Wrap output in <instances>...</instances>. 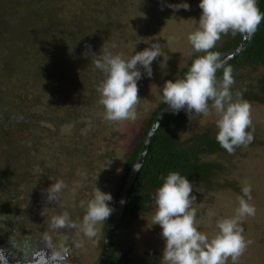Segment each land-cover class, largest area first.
Here are the masks:
<instances>
[{"label":"rangeland","instance_id":"1","mask_svg":"<svg viewBox=\"0 0 264 264\" xmlns=\"http://www.w3.org/2000/svg\"><path fill=\"white\" fill-rule=\"evenodd\" d=\"M181 2L183 0H13L4 29L0 28V67L7 62L15 67L9 65L14 73L12 80H7L0 71V110L4 111L0 117V172L4 171V179L0 180V248L17 247L19 251L13 250L16 260L24 263L36 257L35 251L25 255L27 237L32 240L40 237L41 240L43 233L49 232L57 242L67 235L71 253L78 255L80 261L86 264L98 262L101 236L89 238L79 229H51L50 218L66 213L71 220L81 224L96 186L115 195L116 183L122 180L121 172L130 151L144 141L148 120L160 108L164 82L173 78L192 56L203 54L196 53L187 39L198 27L202 11L199 0H186L190 10L173 11L167 6ZM98 10L106 24L97 23L96 29H90L97 36L94 42L99 46L88 53L82 47L79 51L69 47L57 49L54 41L62 32L87 19L88 27L95 26ZM23 12H27L28 18L18 24L19 14ZM38 29L46 31L48 39L42 43L44 49L46 45L51 53L59 50L51 58L53 63L50 65L58 62L60 74L52 81L46 76L40 79L33 76L37 66L34 67L30 59L25 62L28 57L37 56L43 67H50L43 60L50 58L46 57L45 50L37 55ZM169 37L173 39L169 41ZM233 37L231 33L222 34L215 48L225 47V42ZM154 40L160 42L162 53L152 62V76L144 74L138 81L137 118L106 120L97 91L104 74L92 62L91 52L102 55L107 49L113 55L121 54L128 59ZM140 70L143 73V68ZM258 74L257 70L238 69L233 73L235 83L232 87L246 83L259 86ZM64 79L65 84L61 83ZM55 87H59L60 94ZM66 92L73 96L69 98ZM247 101L252 106V126L248 131L254 129V140L246 147H237L232 154L223 151L202 158L219 164L221 169L207 184L191 182L197 198L192 207L196 210L198 230L211 239L218 232L216 220L233 217L239 197L243 195L242 188L250 186L248 203L256 212L254 216L242 218L240 227L247 247L236 264H264V103ZM209 107L211 114H193L192 122L189 123L187 117L181 123L178 128L181 141L186 142L200 132L216 136L217 117L211 103ZM24 112L39 120L28 125L14 124L18 114ZM89 175L93 182L81 179ZM56 180H63L65 187L59 202L49 211L53 203L47 202L43 193ZM16 201L34 204L35 212L22 220L19 217L21 221L14 214L8 215L11 204ZM40 204L49 212L37 209ZM148 206L150 210L140 212L130 230L119 238L118 255L127 264H160L164 241L160 226L152 225L155 201L152 199ZM209 212L215 215L209 216ZM73 239L81 243L80 248L71 245ZM225 264H233L232 259L229 257Z\"/></svg>","mask_w":264,"mask_h":264},{"label":"clouds","instance_id":"2","mask_svg":"<svg viewBox=\"0 0 264 264\" xmlns=\"http://www.w3.org/2000/svg\"><path fill=\"white\" fill-rule=\"evenodd\" d=\"M167 6L173 11L190 10L186 0ZM198 6L202 10L198 27L187 39L196 53L204 55L193 60L183 78L164 82L161 103L166 104L173 114L183 110L190 123L193 114H211V102V109H214L217 117L216 141L232 154L237 147H246L254 140V129L248 131L252 126V106L243 98L242 92L233 93V69L226 67L219 53L212 49L222 34L252 36L264 20V13L260 12L256 0H199ZM168 39L171 41L173 37ZM91 53L95 67L104 74L97 87L100 104L105 109L104 118L108 121L135 120L136 106L140 100L138 81L144 74L152 76V62L162 53L160 42H150L148 47L135 51L128 59L121 54L113 55L107 49L102 55ZM221 69L223 75L218 79L217 72ZM161 179L163 183L155 190L153 197L156 209L152 216V225L160 226L164 241L160 264H225L229 257L236 264L247 247L243 228L240 227L242 218L254 216L256 212L255 207L248 203L251 187L246 185L242 188L243 195L239 197V206L233 217L216 220L218 232L209 239L196 225V210L192 204L197 198L191 181L176 171L169 172ZM64 187L63 180L53 181L44 190L45 200L58 203ZM112 200L111 193L96 186L81 224L65 213L52 216L50 228L79 229L84 236L94 238L97 236V225L107 222L114 212L110 204ZM213 215L209 212V216ZM42 240L43 248L40 251L44 253L45 264H69L71 247L67 235L61 236L57 242L49 232H44ZM71 245L81 247V243L74 239ZM34 256H39V253H34ZM0 264H8L7 253L2 248Z\"/></svg>","mask_w":264,"mask_h":264},{"label":"trees","instance_id":"3","mask_svg":"<svg viewBox=\"0 0 264 264\" xmlns=\"http://www.w3.org/2000/svg\"><path fill=\"white\" fill-rule=\"evenodd\" d=\"M256 3L260 12L264 13V0H257ZM12 4L13 0H0V11L2 12V14L0 13V15L6 18V14L8 13V10L12 6ZM100 14L101 12L98 10V14H96L97 17L95 26L90 25L88 27V19H83L85 23L72 26L69 31L62 32L59 35V39L54 41L57 49H61V47H69L70 50L75 49L78 51L85 49V53H88L89 50L91 51L99 46V44L94 42L97 36L94 35V32L90 28L94 27L93 29H96L99 26L97 25V23H103V25L105 26L106 23L104 21V17L100 16ZM102 14H104V11ZM27 18V12L19 14L18 24H23V22H25ZM90 21H93V19H90ZM36 24H38V22H36ZM45 33L46 31L42 29H38L36 32V39L38 41L37 55H41L42 51L45 50L44 52L46 57L49 56L50 58L49 60H45L46 58L42 59L44 60V62H48V65H50L51 63H53V59L51 60V58L59 50L57 52L51 53V50H48L49 47L45 44L44 49L42 43L47 42L48 39L45 37ZM241 39L242 35L237 34V36H234L232 39L225 42V47L222 46L220 48H214L212 49V51L218 52L220 58L223 59L238 47ZM90 46L92 47L89 48ZM202 55H204V53ZM198 56L201 55L192 56L186 62V64L180 68L179 72L173 78H171V80L183 78L186 72L189 70L193 60ZM36 57L37 56H33L32 58L28 57L25 62L30 59L33 62V66H37V73L35 75H37L38 79H40L41 77H44L48 74H45L43 65H40L38 57L37 60ZM9 65L10 64L7 62L4 66V69H2L4 70L3 73L6 72L5 76L7 77L5 78H9V76L12 77V74H14L12 73ZM59 66V63L57 62L48 67L49 69L47 70L49 71V77L46 76L48 81L55 80L60 74L59 71H57ZM226 67H231L233 69V73L237 72L238 69L244 68H248L249 71L257 70L259 74L256 81L258 82L259 86L253 83H246L241 87H232V91L233 93H235L236 91L242 92L243 98L245 100L264 103V95H261V93L264 94V20L261 21L257 31L252 36H250V39L244 50L231 63L227 64ZM13 68L15 69V67ZM33 71H35V68L33 69ZM65 73L63 74L66 79ZM222 75L223 70L221 69L217 72V78H222ZM65 79L61 83L65 84ZM59 85V87H63L61 84ZM55 89L59 94L61 93L56 87ZM66 94L69 98L73 96L69 92H66ZM164 105V103H161L160 108L156 109L149 118L143 133L144 139L153 120ZM186 118L187 115L183 110H181L178 114H173L172 112L168 111L161 121L160 125L157 127L156 133L154 134L143 163L140 165L129 189L122 213V218L120 217L121 222L119 225V229L128 227L129 223L137 215V212H146L150 210L148 206L149 202L152 199L154 200L153 197L155 190L163 183L161 178L165 177L169 172L176 171L181 175L187 177L191 182L195 183L196 181H202V183L207 184L211 180L215 179V175L220 171L221 168L219 164L213 162L209 163L202 160V158L206 155L226 151L218 144V142L216 141V136H213L208 132H200L192 135L191 138L186 142H183L179 139L178 128ZM37 120H39V118H36L35 116L34 118L30 117L25 113L24 115H19L17 123L20 122V124L28 125ZM187 143H190V145L188 146ZM142 144L143 142H139L137 145H135L134 149L130 151L131 153L125 161V165L121 172L122 180L119 185L118 195L123 187L130 169L135 163ZM0 173L3 174L4 171ZM116 200H114L113 204H116ZM115 239L116 238H114L110 259L108 260L107 264H127L126 262H124L123 258L117 255L118 238L116 240ZM37 241V239L33 240L35 244ZM121 261H123V263H121Z\"/></svg>","mask_w":264,"mask_h":264},{"label":"flooded vegetation","instance_id":"4","mask_svg":"<svg viewBox=\"0 0 264 264\" xmlns=\"http://www.w3.org/2000/svg\"><path fill=\"white\" fill-rule=\"evenodd\" d=\"M0 13L2 14V12L0 11ZM5 23H6V20H5V17H3L2 15H0V28H3L4 29V25H5ZM40 65H42V64H40ZM1 69L0 70H2V69H4V66H2V67H0ZM47 69H49L47 66L45 67L44 66V70H45V74H48V75H45V76H47V77H49V71L47 70ZM2 71H4V70H2ZM35 74L37 73V71H36V69H35ZM4 75L6 74V72H4L3 73ZM35 74H33V76L35 75ZM12 76H13V74H12ZM7 80H12L11 79V76H9V78H6ZM0 85H1V83H0ZM1 89V88H0ZM1 91H2V89H1ZM19 100H22V99H19ZM22 107V106H21ZM23 111H25V109L23 110ZM3 113H4V111H2V110H0V117H2L3 116ZM16 113H18V112H16ZM15 113V114H16ZM24 115L25 114V112L24 113H19L18 114V116H17V121H18V118H19V115ZM27 114V113H26ZM29 116H31V117H33V115L32 114H28ZM17 121H14V124H16L17 123ZM18 124V123H17ZM127 178V177H126ZM4 179V176H3V174H1V177H0V180H3ZM83 181H88V180H92V182H93V177L91 176V175H89L87 178H81ZM1 182V181H0ZM120 182H121V180L119 181V182H117L116 184H117V186L115 187V189H116V193H115V195L113 196V200L111 201V205L113 206V208H114V210H115V208H116V204H117V201H118V199H119V197L118 196H120V193H121V190H120V193H119V195H118V191H119V185H120ZM125 183V182H124ZM124 185V184H123ZM123 188V187H122ZM36 194V193H35ZM117 196V197H116ZM117 199V200H116ZM114 200H116V204H113V202H114ZM44 201V200H43ZM43 201L41 202L42 204H45L46 206H47V203L45 202V203H43ZM25 203V202H24ZM46 206H42L41 204H40V206H37V209H40V211H42V212H45V213H48L49 211H51L52 210V207L54 206V203L51 205V207L48 209L49 211H44V210H47V208H46ZM35 208H36V206L34 205V204H29V203H26L25 205L24 204H22V203H18L17 201L16 202H14L13 204H11V208H10V211H9V214L8 215H10V214H14V215H16V217H18V219H19V217H20V219L22 220L23 219V217L25 216H28L27 214H29V215H31L32 213H34L35 212ZM114 213V212H113ZM122 213H123V211H122ZM140 212H137V215L139 214ZM142 213V212H141ZM113 215V214H112ZM112 215H111V217L108 219V221L107 222H104V223H101V224H98L97 226V235L98 236H101L102 237V242H101V247L103 248V245H104V242H105V238H106V235H107V232H108V229H109V225H110V223H111V220H112ZM136 215V216H137ZM51 216H54V215H51ZM136 216L132 219V221L129 223V225H128V227H125V228H121V229H119V225H120V218H119V221H118V224H117V226H116V228H115V230H114V235H113V239H112V245H113V242H114V238H118L117 239V245H118V250H117V255H118V251H119V238H121V236H122V234L123 233H125V231H129L130 229V227L132 226V224H133V221H134V219H136ZM29 217V216H28ZM121 218H122V214H121V216H120ZM27 218V217H26ZM49 218H50V216H49ZM19 219V220H20ZM20 220V221H21ZM27 239H28V241L24 244V246H26V249L24 248V252H25V255L27 256V255H29V254H31L33 251H35L34 253H39L40 252V254H39V256H36V257H34V258H32L33 257V254H32V256H31V258L32 259H30L28 262H24V263H22V261L21 260H16V255L14 254V249H15V251H19L18 250V248L16 247H14V249H12L9 245H6V246H1V248L7 253V259H8V264H45V260H44V253H43V251H40L39 250V248L40 247H42L43 248V240L41 239V240H39L40 239V237H38L37 238V242H36V244L33 242V240H32V238L31 237H27ZM115 239V240H116ZM111 245V248L113 247ZM101 252H102V249H101ZM101 252H100V257H99V260H98V262H96V263H94V264H98L99 263V261H100V259H101ZM20 257H22L21 256V254H18ZM110 255H111V250H110V252H109V256H108V259H107V263H108V260L110 259ZM119 256V255H118ZM24 257V256H23ZM121 263H123V261H121ZM69 264H86V263H84V262H82V261H80L79 260V258H78V255H76L75 253H71V259H70V261H69Z\"/></svg>","mask_w":264,"mask_h":264},{"label":"water","instance_id":"5","mask_svg":"<svg viewBox=\"0 0 264 264\" xmlns=\"http://www.w3.org/2000/svg\"><path fill=\"white\" fill-rule=\"evenodd\" d=\"M257 2V0H256ZM250 37L249 36H242L241 42L238 45V47L229 55L225 56L222 60L225 63V66L229 63H231L245 48V46L247 45L248 41H249ZM168 106L165 104L160 111L158 112V114L156 115L155 119L153 120L146 136L145 139L143 141V144L141 146L140 152L135 160L134 165L132 166V168L130 169L127 178L125 180V183L123 185V188L121 190L119 199L117 201L116 204V208L114 210V213L112 215V220L111 223L109 225V229L105 238V242L102 248V252H101V259L99 261L98 264H107V259L109 256V252L111 250V245H112V239H113V235H114V230L118 224L119 218L122 214V211L124 209V205H125V201L129 192V189L131 187V184L136 176V173L140 167V165L143 163V160L146 156V153L148 151V148L152 142V139L154 137V134L156 133L157 127L160 125L161 121L163 120V118L165 117V115L168 112ZM137 169V170H134ZM121 201H124V203H121Z\"/></svg>","mask_w":264,"mask_h":264}]
</instances>
